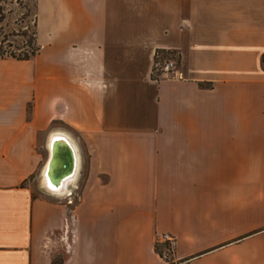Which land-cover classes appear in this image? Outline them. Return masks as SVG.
Here are the masks:
<instances>
[{"label":"crops","instance_id":"1","mask_svg":"<svg viewBox=\"0 0 264 264\" xmlns=\"http://www.w3.org/2000/svg\"><path fill=\"white\" fill-rule=\"evenodd\" d=\"M36 30L0 59V264H167L165 237L179 264H264V0H37ZM56 135L75 174L34 194Z\"/></svg>","mask_w":264,"mask_h":264},{"label":"rangeland","instance_id":"2","mask_svg":"<svg viewBox=\"0 0 264 264\" xmlns=\"http://www.w3.org/2000/svg\"><path fill=\"white\" fill-rule=\"evenodd\" d=\"M30 0H5L1 6L3 9V16L4 21L0 23V32L4 34H11V35H19L14 37H9V41H15V43H10L11 46L14 44H19L20 47L24 48L28 41V36L30 32V22L32 20V16L28 11ZM42 33V30H41ZM23 37H22V36ZM5 48L7 44H2ZM8 49V48H7ZM6 49V50H7ZM13 51V48L9 49ZM163 63L160 65H156L157 77H163V71L161 70ZM48 135V134H46ZM45 135V137H47ZM42 143V142H41ZM37 159H36V167L33 174L24 182V185L29 187L34 194H40L41 192H48L49 190L46 188L44 184V170H45V163L47 160V152L43 148L39 147L36 150ZM84 162H85V155H84ZM51 192V191H49ZM73 203V202H72ZM171 248L172 246H163L161 244L158 245V250L162 251L164 255V261L167 264H179L177 262H173L171 257Z\"/></svg>","mask_w":264,"mask_h":264},{"label":"trees","instance_id":"3","mask_svg":"<svg viewBox=\"0 0 264 264\" xmlns=\"http://www.w3.org/2000/svg\"><path fill=\"white\" fill-rule=\"evenodd\" d=\"M5 0H0V23L4 21L3 16V9L1 4ZM28 11L30 12L32 16V20L30 22V32L28 36L27 44L24 48L20 47L19 44H14V46H11L10 43H15V41H9V37L19 36V35H11V34H4L0 32V59H13L16 61H28L33 59L40 51V46L37 43V0H30ZM22 36V35H21ZM23 37V36H22ZM7 44L4 48L2 44ZM8 48V49H7ZM13 48V51H10L9 49ZM7 49V50H6ZM168 53L164 52H156V55L154 57V68L152 72V78L158 79L156 76V65H160L166 61V59L169 58ZM262 63L264 64V56L262 57ZM163 246L169 245L167 242H164L161 244ZM156 253L161 257L164 258V255L162 251L158 250V245L155 246Z\"/></svg>","mask_w":264,"mask_h":264},{"label":"water","instance_id":"4","mask_svg":"<svg viewBox=\"0 0 264 264\" xmlns=\"http://www.w3.org/2000/svg\"><path fill=\"white\" fill-rule=\"evenodd\" d=\"M53 142L50 148L51 160L48 166V175L50 179L58 181V189L51 190L46 186L45 175L44 184L46 188L55 193H61L65 189L66 183L71 180L75 174L78 158L74 145L64 136L56 135L51 138Z\"/></svg>","mask_w":264,"mask_h":264},{"label":"flooded vegetation","instance_id":"5","mask_svg":"<svg viewBox=\"0 0 264 264\" xmlns=\"http://www.w3.org/2000/svg\"><path fill=\"white\" fill-rule=\"evenodd\" d=\"M53 142H51L50 140V143H49V152H48V155H47V160H46V163H45V170H44V175L46 177L45 179V182H46V186L49 187L51 190H57L58 189V181H55L53 179H50L49 178V175H48V166L50 164V160H51V152H52V148H50L52 145Z\"/></svg>","mask_w":264,"mask_h":264},{"label":"built area","instance_id":"6","mask_svg":"<svg viewBox=\"0 0 264 264\" xmlns=\"http://www.w3.org/2000/svg\"><path fill=\"white\" fill-rule=\"evenodd\" d=\"M161 70L166 73V74H174L175 71V61L173 59L167 60L163 63V66L161 68ZM71 195V193H69V196ZM70 203H72L70 201ZM164 242H167L169 244V246H172V240L168 237L164 238Z\"/></svg>","mask_w":264,"mask_h":264},{"label":"bare ground","instance_id":"7","mask_svg":"<svg viewBox=\"0 0 264 264\" xmlns=\"http://www.w3.org/2000/svg\"><path fill=\"white\" fill-rule=\"evenodd\" d=\"M66 184H68V182Z\"/></svg>","mask_w":264,"mask_h":264}]
</instances>
